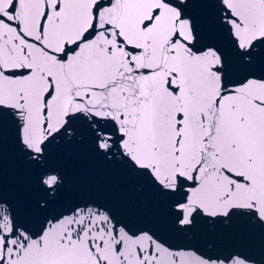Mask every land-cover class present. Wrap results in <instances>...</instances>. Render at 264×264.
Listing matches in <instances>:
<instances>
[{
	"label": "snow or ice",
	"instance_id": "6c2138e0",
	"mask_svg": "<svg viewBox=\"0 0 264 264\" xmlns=\"http://www.w3.org/2000/svg\"><path fill=\"white\" fill-rule=\"evenodd\" d=\"M192 7L0 0V117L14 118L37 167L51 145L86 129L97 156L173 197L170 212L184 230L235 216L264 228V75L230 80L233 60L247 66L264 52V0H215L230 56L202 43ZM39 183L54 196L62 177L44 171ZM114 219L78 207L33 235L0 200V264H252L240 252H170Z\"/></svg>",
	"mask_w": 264,
	"mask_h": 264
},
{
	"label": "water",
	"instance_id": "95a60500",
	"mask_svg": "<svg viewBox=\"0 0 264 264\" xmlns=\"http://www.w3.org/2000/svg\"><path fill=\"white\" fill-rule=\"evenodd\" d=\"M214 4L215 0H193L190 11L199 22L202 43H215L230 56L227 41L215 24ZM247 73L264 75V52L258 50L253 63L247 66L231 62L232 82ZM81 133L51 145L43 166L37 167L18 144L14 118L0 117V200L14 210L21 229L34 235L42 227H51L46 221L62 214L70 216L78 207L85 211L99 209L115 217L112 224L117 228L137 236L141 231L147 232L170 252H240L252 264H264V228L244 216L233 217L227 225L209 227L201 221L191 230L180 228L170 212L173 197L161 196L116 160L97 156L86 129L81 128ZM49 170L62 177L54 196L46 194L39 183L42 172ZM180 195L177 193L176 197ZM45 202L46 207L39 206ZM147 246L145 241L144 247Z\"/></svg>",
	"mask_w": 264,
	"mask_h": 264
}]
</instances>
